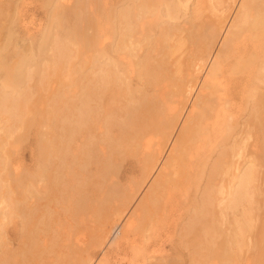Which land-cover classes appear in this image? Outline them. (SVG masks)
I'll return each instance as SVG.
<instances>
[{
    "label": "bare ground",
    "instance_id": "6f19581e",
    "mask_svg": "<svg viewBox=\"0 0 264 264\" xmlns=\"http://www.w3.org/2000/svg\"><path fill=\"white\" fill-rule=\"evenodd\" d=\"M59 1H47L49 25H67L66 37L38 47L49 46L52 72L67 66L71 77L58 96L57 148L39 143L31 168L18 164L9 182L0 181V264H26L28 253L44 252L39 241L52 212L42 208L38 223L33 218L44 204L38 199L50 196L64 199L59 208L75 222L47 238L50 264H156L157 249L160 261L171 256L167 245L180 256L176 264L236 262L258 227L252 203L264 166V0H73L70 8ZM72 11L81 13L72 18ZM65 42L76 48L75 63ZM33 60L18 56L5 68L6 125L15 113L4 91L20 87ZM125 162L141 168L134 187L121 184ZM259 231L253 247L264 245V226ZM263 249L251 264H264Z\"/></svg>",
    "mask_w": 264,
    "mask_h": 264
},
{
    "label": "rangeland",
    "instance_id": "374dc122",
    "mask_svg": "<svg viewBox=\"0 0 264 264\" xmlns=\"http://www.w3.org/2000/svg\"><path fill=\"white\" fill-rule=\"evenodd\" d=\"M47 1L48 0H0V49H2V47H3V50H4V51L0 50V54H1L0 57H2V59H0V65L5 64V66H6V67H4V69H0V71H1L0 72V78L2 77V81L0 79V84H1L0 85L1 86L0 91L3 88L2 85H3L4 81L7 79L6 77H8L7 76V70L5 68L8 69L11 65H13L14 61L17 59L18 56H27V57L33 56L34 57L33 62H29L28 64H30V65L26 66V68H25V73H26L25 75H27V78L24 76V78L22 80L23 82L20 84V87H19V85H16L17 88H16V86H12L11 88H13V89L10 88L12 91H10V89H7L9 91H7V90L4 91L5 93L9 92L7 94L9 96L6 95L9 99L8 102L6 103V105H7L6 107L8 110H11V112H14L15 115L12 117V120H11L14 122L12 123L9 121V123L7 124L8 127L6 125L7 121L4 122L6 120V116L2 114V117L0 118L1 121L4 120L2 122L0 121V124H1L0 126L6 127L4 131L2 129H0V137H1L0 138V149H1L0 150V170L4 171L5 169H3V168H5V167H6V169H8V170H5V172H7V173L0 171V176H1L0 181L3 184L5 182H9V180L5 179V176L7 179H9V178L13 177V175H14L13 173H17L14 171L15 170L18 171V169H14V168H17L19 166L18 168L20 170H22L21 168L26 169V168L32 167V164H33L32 152H34L36 154V152H37L36 149H38L39 143L44 144L45 148L47 147L46 149H56L57 148L56 147L57 144L55 145L54 142L57 143V140H56V138H58L57 134H59V132H60L59 131L60 127H59V124L57 121L58 120L57 116L59 115V113H58V108H59L58 96H59L60 92L61 93H63V92L68 93L70 88L69 89L67 88L68 87V85H67L68 77L67 76L70 77V75H69V72H67V70L65 69L67 66H65L63 64L58 66V68H60V67L62 68L65 66V68L63 69L64 72L63 71L60 72V70H59V72H58V70H56V72H52V69L54 66L52 64V59H51L52 58V56H51L52 52L48 51L49 46H45L43 52H39L38 47H39L40 43L43 41V39H45L49 45L51 44L52 40H54V39H58L60 41L64 40V36H65L64 33L66 34L65 29H67V25H65L66 27L62 30L64 33L62 31H60L59 29H57L56 27L49 25L48 13H50L51 7L48 5ZM68 1H70V0H68ZM68 1L67 0H64V1L61 0V1H59V4L62 2L61 4L67 8L73 7L75 5V1L74 2H73V0H71L70 2H68ZM85 9H86V10H84L85 12H88L90 10V8L88 6H86ZM80 13L72 11L71 16H72V18H75V15L76 14L80 15ZM12 17L14 18V21H12L13 20ZM1 32H2V34H1ZM8 33L10 34L11 37L7 36ZM10 38H11V40H10ZM65 43H67V42H65ZM4 44L7 46V48H6V46H4ZM67 45H68V47H70V50H71L70 55L74 56V54H75L74 50H76V48H74L75 46L72 44H69V43H67ZM37 49H38V51H37ZM17 52H18V54H17ZM29 52H30V54H29ZM4 56H6L7 59ZM3 59H6V60L3 61ZM1 60H2V62H1ZM70 60L72 63H75L77 61L75 56L73 58H70ZM2 68H3V66H2ZM31 68H32V70H31ZM43 69H45V71ZM205 70L207 71L206 66H204V69H202V71L197 73L196 75L199 78L203 77L205 74ZM34 72H36V73L34 74ZM57 72H58L57 76L59 78L56 76ZM54 73H55V75H54ZM28 74H31V75H28ZM2 75H4V76H2ZM24 79H25V81H24ZM70 79H71V77H70ZM40 80H41V84H40ZM47 82H48V84H47ZM43 84H44V86H42ZM57 84H59V85H57ZM56 86L57 87L60 86V88H62V87L63 88L60 89V88H57ZM41 88H43V89H41ZM67 89H68V91H67ZM2 94H4V93H2ZM16 103H18V104H16ZM50 106H52V107H50ZM55 106H56V108H55ZM46 115H49V116L47 117ZM0 116H1V114H0ZM3 116H5V117H3ZM14 117H16V118L14 119ZM55 117L57 118V120ZM54 118H55V120H53ZM18 120H19V122H18ZM24 122H26V123H24ZM9 124L10 125L12 124V125L9 127ZM8 128H10V129H8ZM14 132H16V133H14ZM19 132H21V133H19ZM45 133H47V134H45ZM48 133H49V135H48ZM5 134H6V136H5ZM48 138H49V140H48ZM155 138H154V140H155ZM156 140H157V138H156ZM50 141L52 143H50ZM250 141L252 142V140H250ZM247 157H248L247 160H249V158L252 159V156H250L249 154L247 155ZM258 160L261 162L260 158H258ZM18 164H20V165H18ZM61 170H62V173L65 172L64 169H61ZM257 170H258L259 178L255 184L256 190L254 193L255 196L253 195V203H252L253 212H252V215H254L253 223L258 225V227L253 229V236L252 235L249 236V234H248L247 240H245L243 242L244 246H242L241 250L238 251V253L240 252L239 253L240 255H239V259H237V261H236L237 263L231 261V262H229V264H249V263L251 264V262H253V260H254V262H258L260 260V258L263 259V254L260 255L261 253H263V251H262V249L264 248L263 243L261 244L262 247L259 246L260 248L257 246L253 247V243H255V242H253V240L256 241L258 239L257 237H259L261 235L260 234L261 231H259V230L263 229V226H264V224L262 223L264 221V166L258 167ZM140 172H141L140 167H135V169L133 170V169H130V167L127 165V162L123 163V167L121 168V174H122V178H123L121 181V184H123L125 186V183H126L127 184L126 186L132 187L133 185L130 182L135 183V182L139 181L138 177H140V174H141ZM130 175H131V177H130ZM3 179L5 180V182ZM127 181L130 184H128ZM134 186H135V184H134ZM145 190H146V188L144 189L143 192L141 191L142 193H140V196L138 195L139 197H137V201H135V202L133 201V203L130 204L129 208L127 209L128 211L132 210L135 207L134 204H137L138 200L142 197ZM62 196L65 197V195H61V197ZM50 197H47L46 198L47 200H44V201H47L46 203L44 201H42L43 198L38 199V201L40 200V202L36 203V204H41V203H44V204H41L40 206H42V205L43 206L41 208L38 207V211H37L38 213L34 214L35 217L38 216L39 219L33 218V220L34 221L36 220V222L38 223V221L41 218V214H39V213L44 212V211H42V208H43V210L46 209L45 212L47 211V209L50 210V212H52V213H49L50 216L48 219L51 221V223L53 222V224L49 223L50 224L49 227H50L52 232L50 231V229H48V231H47L48 233L45 232L44 233L45 235L43 233H41V238L43 239V242L41 243L42 240L39 241V243H40L39 246H41V244H44V245H42L43 248H45L46 245L48 247V244L50 245V243L48 241L51 240V237L55 238L56 235L59 236L60 235V234H58L59 232H61V234H63V231H65V229L66 230L69 229V227H70V226H68L69 224L72 225V222L75 223L74 220L72 219L73 217H71L72 213H69V212L67 213V211L63 209L64 207L62 208L60 206V208H59V204L61 205V203H63L62 205L66 206V202H64V199L62 200V202H59V200H61V198L58 199L57 197L56 198H52V197L50 198ZM49 199H50V201H49ZM53 199H55V200L58 199L59 203L54 202L55 200H53ZM52 201L54 203L58 204V207H57V205L53 206L54 203ZM36 204H35V206H38ZM45 204L48 205L47 208H44V207H46ZM52 207L53 208L56 207V208H54L55 212H54ZM130 208H132V209H130ZM126 211H125V213H126ZM66 218H68V219H66ZM44 219H45V216H44ZM36 222H35V224H37ZM63 223H64V225H63ZM260 223H262V224H260ZM259 225H260L261 229H259ZM8 227L11 229L13 228L12 225H10ZM65 227H67L68 229ZM61 229H63V230H61ZM258 231H259V233H258ZM42 234L45 237H43ZM48 234H50V236ZM256 234H258L259 236L257 235V237H256ZM47 238H48V241H47ZM58 238L59 237H57V240H58ZM191 238H193V234H192V236H190V239ZM189 243H191L190 244V250L184 249V251L181 255V256H183L182 257L183 259L187 258V256H188L187 253L189 251H191L194 247L193 246L194 240H193V242L190 240ZM258 243H256V245H260ZM47 247L44 250V252L43 251L41 252V250L38 252V249L34 250L33 252L31 251V254L28 253V255H30L31 257H29L27 255L25 260H23L22 262L26 261V264H29V263L30 264H33V263L37 264V262H38V264L41 262H42V264H44V263L50 264L49 263L50 257L52 256L53 253L51 254L49 252V254H48L47 252L49 249H47ZM55 248H57V247H55ZM166 248H167V250H169L167 252L171 253V256L169 257V259L166 262L164 260H163V262H162V260L160 261L159 259L163 255V252L161 253V251L157 249V251L154 253V255L156 254V258L158 260L156 259L153 261H155L156 264H162V263L163 264H169V263L170 264H176V263H178V261H177L178 255H176L173 250L169 249V245H167ZM253 248H254V250H253ZM257 248L261 249V250H259L261 252V253H259V256H261V257L258 256L259 251ZM195 249L198 250L197 246H195L194 250ZM251 249L255 252H253ZM249 250H251L253 252V255H252V252L250 253ZM45 251H47L45 255L47 258H49L48 259L49 261L46 260L47 258H44ZM98 251L99 250L96 249V256L100 252V251L99 252ZM203 251L204 250H201L202 253H203ZM40 252H41V254H39ZM256 252H257L256 258L253 259L252 257L255 256L254 254ZM48 255H50V256H48ZM36 256H38L37 259H39V261L37 259H35ZM40 257L42 259H40ZM178 257L180 258V256H178ZM27 259L29 260V262ZM33 259H35L36 261H34ZM44 259H45V261H44ZM31 260L33 261V263ZM247 260H250V261H247ZM46 262H48V263H46ZM160 262H162V263H160ZM183 264H188V259Z\"/></svg>",
    "mask_w": 264,
    "mask_h": 264
}]
</instances>
